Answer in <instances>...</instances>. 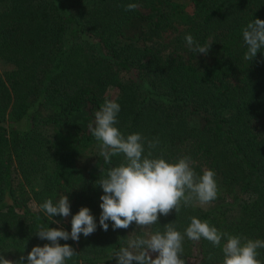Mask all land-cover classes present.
Segmentation results:
<instances>
[{
  "label": "trees",
  "instance_id": "trees-1",
  "mask_svg": "<svg viewBox=\"0 0 264 264\" xmlns=\"http://www.w3.org/2000/svg\"><path fill=\"white\" fill-rule=\"evenodd\" d=\"M129 3L137 9L125 11ZM256 18L264 19V0H0V62L11 65L0 71L4 258L26 261L32 247L48 243L35 234L39 225L70 233L81 207L97 228L79 241H59L77 252L67 264H117L112 256L130 235H143L135 223L99 225L103 189L94 182L108 166L89 124L105 98L120 104L117 127L125 135L159 139L154 156L187 155L198 175L216 173L213 202L182 206L147 231L174 223L183 232L195 216L264 240V49L245 60L242 36ZM187 34L214 41L208 54L191 51ZM122 161L113 157L112 166ZM63 195L68 217L39 210ZM183 247L185 264H222V248L203 238H185Z\"/></svg>",
  "mask_w": 264,
  "mask_h": 264
},
{
  "label": "clouds",
  "instance_id": "clouds-1",
  "mask_svg": "<svg viewBox=\"0 0 264 264\" xmlns=\"http://www.w3.org/2000/svg\"><path fill=\"white\" fill-rule=\"evenodd\" d=\"M137 7V4L129 3L125 11ZM242 36L247 46L244 59L252 61L257 52L264 49V19L256 18L249 22L242 29ZM184 39L191 51L204 55L208 54L214 42L209 39L201 44L192 34L185 35ZM120 110L121 106L115 99L105 98L95 112V126L89 124L91 134L98 142V155L103 158V165L108 166L100 167V176L94 182L95 186L103 189L99 225L107 231L108 221L112 222L113 230L128 229L135 223L139 229L145 230L143 235H130L126 246L120 247L112 256L117 264H185L182 259L185 238L191 241L203 238L214 247L222 248V264H262L258 250L264 249V240L218 230L209 221L195 216L190 218L183 232L177 230L174 223L164 224L163 231H147L159 223L160 216H168L173 210L179 214L182 206L213 202L218 196L216 173L205 169L202 175H198L192 166V158L187 155L175 161H167L162 154L154 156L159 139H148L139 132L125 135L117 127ZM117 156H123V161L112 166L113 157ZM39 210L51 218L55 215L66 218L71 211L69 198L63 195L56 203L49 198L39 205ZM96 228V219L90 209L81 207L72 216L70 233L63 228L39 225L35 234L48 243L32 247L26 261L23 255L16 261L0 255V264H67L77 252L71 245L59 241L69 238L79 241L80 234L87 237Z\"/></svg>",
  "mask_w": 264,
  "mask_h": 264
},
{
  "label": "rangeland",
  "instance_id": "rangeland-1",
  "mask_svg": "<svg viewBox=\"0 0 264 264\" xmlns=\"http://www.w3.org/2000/svg\"><path fill=\"white\" fill-rule=\"evenodd\" d=\"M172 35V32H167V33H165V36H164V39L166 40V39H168L170 36ZM9 68H11V65H9V64H7V63H1L0 62V71H3V70H5V69H9ZM115 92H116V90H114V91H110V93L111 94H115ZM201 206H207V205H201ZM0 255H2L1 253H0ZM153 255H155V254H153Z\"/></svg>",
  "mask_w": 264,
  "mask_h": 264
}]
</instances>
